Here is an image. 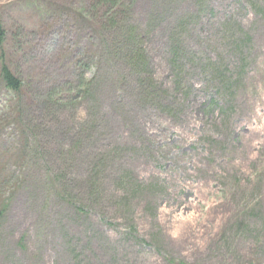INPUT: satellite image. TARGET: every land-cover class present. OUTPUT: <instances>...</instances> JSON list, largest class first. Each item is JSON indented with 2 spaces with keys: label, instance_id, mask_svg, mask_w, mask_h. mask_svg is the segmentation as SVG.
<instances>
[{
  "label": "rangeland",
  "instance_id": "374dc122",
  "mask_svg": "<svg viewBox=\"0 0 264 264\" xmlns=\"http://www.w3.org/2000/svg\"><path fill=\"white\" fill-rule=\"evenodd\" d=\"M126 3L152 88L99 59L101 5L0 0V67L23 84L0 79V264H264V0ZM217 58L236 69L224 114ZM124 169L160 189L122 207Z\"/></svg>",
  "mask_w": 264,
  "mask_h": 264
},
{
  "label": "trees",
  "instance_id": "16d2710c",
  "mask_svg": "<svg viewBox=\"0 0 264 264\" xmlns=\"http://www.w3.org/2000/svg\"><path fill=\"white\" fill-rule=\"evenodd\" d=\"M91 5L95 10L99 9L98 5H101L103 9H101V11H103V15H106L103 18V16L99 14L101 11L96 13L99 15L91 16L93 27L89 25V28L95 33L96 40L99 42V59L105 60L111 68L117 66L119 69L123 68L127 70L128 73H122L121 75H125L136 81L135 83L139 86L152 88V86H154L152 67L148 62L149 59L139 30L127 21L128 15L130 16V14L127 13V9H130V6L127 5L126 0H91ZM124 7L126 9H124ZM66 13L67 12L56 9L51 13L50 17L58 19ZM80 18L85 22L91 20L89 16H83V14H80ZM5 43L6 31L0 18V47H4ZM183 53L185 56L186 52ZM99 61L93 64H96L98 67ZM183 61L184 57L180 56L178 52L173 54V66L183 69ZM223 65V59H219L215 60V62L203 63L201 66L203 74L207 76L208 82L212 85L211 88L214 89L218 96V99L214 101L218 102L225 100L227 92L236 86V79L234 78L236 69L233 68L232 65ZM0 79L5 88L14 93H19L23 90L22 81L3 61L0 67ZM147 82L152 85H148ZM156 98L160 100L159 96ZM159 104L160 103H158V105ZM221 112L224 114L223 109H221ZM95 127L96 126H94V128ZM0 174L4 175L2 171H0ZM99 177L100 170L96 171V167L88 173L87 183L93 194L98 192V187L100 186ZM117 183H119L118 186L121 188H125L124 192L129 195V202L122 201L121 203V206L125 208L131 206L132 197L138 195L146 186V184L138 182L129 171L123 173L121 178L117 179ZM149 188L151 192H156V186L149 184ZM94 199H96L95 195ZM1 212L0 214H2Z\"/></svg>",
  "mask_w": 264,
  "mask_h": 264
}]
</instances>
